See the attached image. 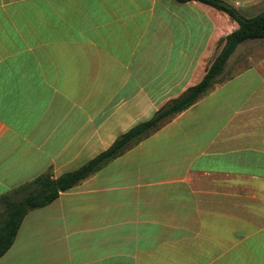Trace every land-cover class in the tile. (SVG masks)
I'll list each match as a JSON object with an SVG mask.
<instances>
[{
	"label": "crops",
	"instance_id": "0c3cea01",
	"mask_svg": "<svg viewBox=\"0 0 264 264\" xmlns=\"http://www.w3.org/2000/svg\"><path fill=\"white\" fill-rule=\"evenodd\" d=\"M222 1L245 17L264 11V0ZM237 27L197 1L0 0V198H17L46 171L77 169L151 118L203 78L218 40ZM248 42L242 67L229 58L195 104L30 210L0 264L255 258L264 245V39L236 49Z\"/></svg>",
	"mask_w": 264,
	"mask_h": 264
},
{
	"label": "trees",
	"instance_id": "16d2710c",
	"mask_svg": "<svg viewBox=\"0 0 264 264\" xmlns=\"http://www.w3.org/2000/svg\"><path fill=\"white\" fill-rule=\"evenodd\" d=\"M179 3L197 1L225 13L238 27L218 40L220 49L206 69L203 78L186 89L179 97L170 100L158 109L148 120L140 122L119 135L104 151L88 160L77 169L52 178L50 171L36 176L18 187L20 196L5 195L0 198L3 211L0 212V258L12 245L25 215L33 209L42 208L105 165L123 155L126 151L148 138L176 115L195 104L219 82L223 69L236 47L246 41L264 39V11L253 17L243 16L235 7L222 0H175Z\"/></svg>",
	"mask_w": 264,
	"mask_h": 264
},
{
	"label": "rangeland",
	"instance_id": "374dc122",
	"mask_svg": "<svg viewBox=\"0 0 264 264\" xmlns=\"http://www.w3.org/2000/svg\"><path fill=\"white\" fill-rule=\"evenodd\" d=\"M229 29L227 28V31ZM251 44H253V42H248L245 43L243 45H241L240 47H238V49H236L235 52H233V54L230 57V61L229 64L230 66H236L237 63L239 62L240 59H242L243 56H246L249 52L250 49H253L251 47ZM217 49H220V46L217 44ZM241 62V61H240ZM239 62V63H240ZM243 64L240 63L239 68L240 69L242 67ZM19 197V196H18ZM16 198V197H14ZM3 205L0 207V212L3 211ZM257 254H255V258L252 257V255H247V256H238L236 258H231V259H227L226 262L227 264H264V245L261 244V246L259 247V249H256ZM233 257H235V255H231ZM258 256V258H257Z\"/></svg>",
	"mask_w": 264,
	"mask_h": 264
}]
</instances>
